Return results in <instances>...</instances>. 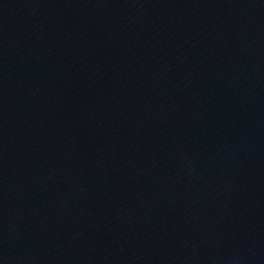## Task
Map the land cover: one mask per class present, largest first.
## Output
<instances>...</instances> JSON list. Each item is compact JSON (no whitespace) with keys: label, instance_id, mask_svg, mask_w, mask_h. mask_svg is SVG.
<instances>
[{"label":"water","instance_id":"1","mask_svg":"<svg viewBox=\"0 0 264 264\" xmlns=\"http://www.w3.org/2000/svg\"><path fill=\"white\" fill-rule=\"evenodd\" d=\"M0 264H264V0H0Z\"/></svg>","mask_w":264,"mask_h":264}]
</instances>
